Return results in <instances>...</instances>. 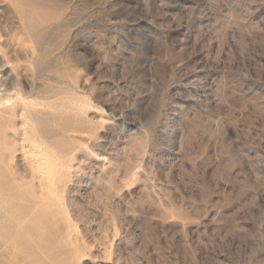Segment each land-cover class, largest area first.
<instances>
[{
  "label": "rangeland",
  "instance_id": "374dc122",
  "mask_svg": "<svg viewBox=\"0 0 264 264\" xmlns=\"http://www.w3.org/2000/svg\"><path fill=\"white\" fill-rule=\"evenodd\" d=\"M0 38L68 166L30 201L0 119V264H264V0H0Z\"/></svg>",
  "mask_w": 264,
  "mask_h": 264
},
{
  "label": "bare ground",
  "instance_id": "6f19581e",
  "mask_svg": "<svg viewBox=\"0 0 264 264\" xmlns=\"http://www.w3.org/2000/svg\"><path fill=\"white\" fill-rule=\"evenodd\" d=\"M3 43V39L0 38V48ZM5 68L8 67L5 66L2 70ZM5 80L6 78L2 80L0 85L1 124H4L6 129L11 128L22 132L21 155L27 161L32 172L30 181H24L29 178L28 175L19 174L15 175L14 183H18L17 188L24 187L28 190L27 196L30 201L37 202V190L46 189L49 190L53 199H58L60 198L59 186L66 176L65 171L68 169V166L61 160L66 154L64 147L60 142L56 141L57 134L47 132L41 128V119L37 115V111L29 106L31 103V101H28L29 97L23 95L22 90L10 89L6 86ZM37 94L40 99L38 107L48 106L61 110L65 106L58 104L62 99V95L57 91L46 89L38 91ZM38 107L36 106V108ZM1 204L2 199L0 198Z\"/></svg>",
  "mask_w": 264,
  "mask_h": 264
}]
</instances>
